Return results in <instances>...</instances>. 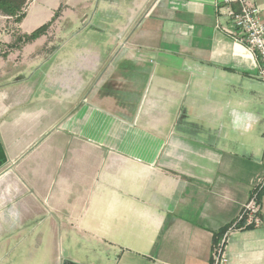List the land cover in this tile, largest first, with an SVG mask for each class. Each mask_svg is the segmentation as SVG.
Instances as JSON below:
<instances>
[{"label":"crops","instance_id":"obj_1","mask_svg":"<svg viewBox=\"0 0 264 264\" xmlns=\"http://www.w3.org/2000/svg\"><path fill=\"white\" fill-rule=\"evenodd\" d=\"M35 1L0 9V264H210L226 231V264H264V187L228 230L264 175V82L226 9L115 0L26 49Z\"/></svg>","mask_w":264,"mask_h":264},{"label":"built area","instance_id":"obj_2","mask_svg":"<svg viewBox=\"0 0 264 264\" xmlns=\"http://www.w3.org/2000/svg\"><path fill=\"white\" fill-rule=\"evenodd\" d=\"M218 5L223 6L229 16V21L240 32L238 39L251 50L258 62V78L264 82V24L261 21L259 10L251 0H218ZM237 3V8L231 4ZM264 187V175L251 190L248 199L242 206L236 220L228 226L234 227L258 226L262 222L260 193ZM227 231L214 243L210 264H226L224 246Z\"/></svg>","mask_w":264,"mask_h":264},{"label":"rangeland","instance_id":"obj_3","mask_svg":"<svg viewBox=\"0 0 264 264\" xmlns=\"http://www.w3.org/2000/svg\"><path fill=\"white\" fill-rule=\"evenodd\" d=\"M112 1H115V0H38V1L31 3L29 5L31 8L30 9L31 14L35 13L34 11H36L37 9L42 8V7H46V6H49L50 11L48 12V16L45 18L47 20L46 23H48L47 27L44 28L43 32L40 33L36 37V38H38V40L34 41L30 45H27L26 49L27 48H29V49L43 48L46 44L45 43L46 42L45 37L52 39L54 36H56V37L60 36L59 34H61L60 37H63L64 34H66L65 36H69V35H67L68 32H69V34L75 33L76 36H87V35H89V29H84V28H86V22H87L86 15L88 14V11L92 10L93 12H97L99 10V8H101V6L103 7L102 4H105V3H106V6L108 5V7L110 8L109 10H111V8L113 9V7H114V5H113L114 3ZM95 16H96L95 19H97V22H99L102 20V16H104V15L101 13V10H100V12L98 14H96ZM111 16H113V15H110V17ZM81 17H82V19L80 20ZM85 17H86V19H85ZM72 18H74V20L76 21V25H75V28L73 30H72V27H71V29H69V28H65L62 30L55 29V27L58 25V24H56V21L57 22L58 21H61V22L67 21L68 22L69 20H72ZM83 18H84V20H83ZM13 19L14 18L12 17L11 20H13ZM28 22H30V23L33 22L32 17H30L28 19ZM80 27H82L81 30H79ZM13 29H14V27H13ZM31 31L29 30V32H31ZM15 32H16V30L13 31L14 37H15V34H14ZM36 38H34V39H36ZM43 38H45V39H43ZM40 44H41V46H40ZM48 46H51V45H46V47L44 49L45 52H49L50 48L52 47V46L51 47H48ZM56 247H57V250H58V253L60 256L69 255V252L72 255H76V256H80V257H87V258H89L91 255H94V253H92L90 250H87V251L77 250L78 252H74V250H72V249L69 250V248H67L65 246L64 238H62V237L56 238Z\"/></svg>","mask_w":264,"mask_h":264},{"label":"trees","instance_id":"obj_4","mask_svg":"<svg viewBox=\"0 0 264 264\" xmlns=\"http://www.w3.org/2000/svg\"><path fill=\"white\" fill-rule=\"evenodd\" d=\"M18 2L19 0H11V2H7V0H0V9L6 12L7 14L16 15L14 17V20L19 21L21 17L23 16L24 12L17 13L16 5H18ZM18 11H21L20 8L18 9ZM47 25L48 23H45V24L38 26L37 28H35L29 33L19 34L16 36V40L18 42H28L36 38L40 33H42L44 28L47 27ZM13 45L15 46L16 44H13Z\"/></svg>","mask_w":264,"mask_h":264},{"label":"water","instance_id":"obj_5","mask_svg":"<svg viewBox=\"0 0 264 264\" xmlns=\"http://www.w3.org/2000/svg\"><path fill=\"white\" fill-rule=\"evenodd\" d=\"M63 264H74V263L69 260H65Z\"/></svg>","mask_w":264,"mask_h":264}]
</instances>
